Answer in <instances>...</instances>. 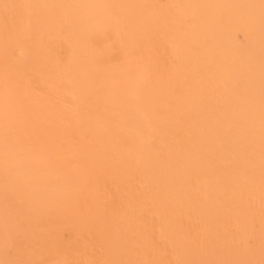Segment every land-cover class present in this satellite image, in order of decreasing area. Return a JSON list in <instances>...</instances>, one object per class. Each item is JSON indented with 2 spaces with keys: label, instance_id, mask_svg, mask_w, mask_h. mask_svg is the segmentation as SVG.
I'll list each match as a JSON object with an SVG mask.
<instances>
[{
  "label": "bare ground",
  "instance_id": "1",
  "mask_svg": "<svg viewBox=\"0 0 264 264\" xmlns=\"http://www.w3.org/2000/svg\"><path fill=\"white\" fill-rule=\"evenodd\" d=\"M69 2L112 29L127 58L120 66L131 63L134 76L123 75L129 66L117 70L120 79L95 75L86 30L68 21ZM155 47L167 55L159 69ZM0 93V125L79 133L84 166L103 158L101 146L117 132L96 111L94 94L137 118L126 128L134 142L114 141L120 161L105 160L141 173L175 258L204 253L182 232L178 217L188 211L212 250L225 219L264 229V0H0ZM57 93L58 101L49 97ZM155 133L162 135L152 142Z\"/></svg>",
  "mask_w": 264,
  "mask_h": 264
},
{
  "label": "rangeland",
  "instance_id": "2",
  "mask_svg": "<svg viewBox=\"0 0 264 264\" xmlns=\"http://www.w3.org/2000/svg\"><path fill=\"white\" fill-rule=\"evenodd\" d=\"M67 9L68 21L75 29L86 30L85 41L95 75L112 72L101 80L120 79L117 70L128 66L123 75L130 77L137 73L131 69V63L120 66L127 58L120 51L112 29L96 23L99 16L96 19L88 12H79L73 2L68 3ZM159 43L158 39L154 41L157 47ZM155 49V66L159 69L167 55ZM33 81V86L40 88L35 76ZM52 95L58 101L61 94L49 97ZM93 101L98 103L96 111L116 126L117 132L112 142L101 146L103 158L94 157L85 166L82 148L77 143L81 134L74 132L62 137L41 125L26 133L23 126L8 128L1 123L0 214L5 223L0 224V264H203L209 258L212 260L206 264H263L264 229L259 226L260 221L255 229L244 230L237 228L232 219H225L217 226V246L212 250L210 242L206 243L202 236L201 222L192 211L178 218L192 247L204 253L190 259L175 258L169 240L160 236L164 217L151 201H146L147 187L141 173L105 160L113 155L115 162L120 161L122 153L113 148L114 141L120 146L125 140L134 142L126 128L135 117L105 107L101 95L94 94ZM2 104L0 93V122ZM161 135L153 134L150 141ZM128 163L133 165L132 160ZM84 167L86 179L81 174ZM137 200L143 205L140 209L131 207ZM260 214L264 217V208ZM125 248L132 253L128 258L123 252ZM143 248L147 259L143 258Z\"/></svg>",
  "mask_w": 264,
  "mask_h": 264
}]
</instances>
